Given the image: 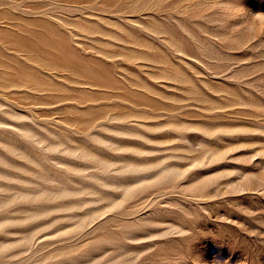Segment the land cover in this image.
Masks as SVG:
<instances>
[{
	"label": "rangeland",
	"instance_id": "1",
	"mask_svg": "<svg viewBox=\"0 0 264 264\" xmlns=\"http://www.w3.org/2000/svg\"><path fill=\"white\" fill-rule=\"evenodd\" d=\"M0 264H264V0H0Z\"/></svg>",
	"mask_w": 264,
	"mask_h": 264
}]
</instances>
